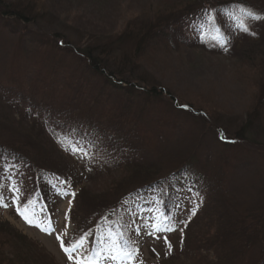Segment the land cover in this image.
Masks as SVG:
<instances>
[{
	"label": "rangeland",
	"instance_id": "1",
	"mask_svg": "<svg viewBox=\"0 0 264 264\" xmlns=\"http://www.w3.org/2000/svg\"><path fill=\"white\" fill-rule=\"evenodd\" d=\"M16 1L28 4L35 21L5 18L15 32L0 23V93L6 96L0 107L10 106L21 124L15 135L11 130L12 135L3 131L0 135L29 150L35 147L45 165L54 161L71 181L73 193L54 198L53 192L39 191L44 203L33 205L31 189L20 190L22 171L16 159L4 177L3 193L9 202L0 209V234L10 239L0 241V264H76V259H85L90 251L86 241L71 254L72 260L61 243L67 247L95 220L88 213L91 205L135 187L131 175L145 178L147 170L169 174L190 156L191 168L212 184L209 195L183 190L172 224L156 206L128 210L124 230L133 260L118 255L116 260L98 258V264H205L196 252L212 250L211 240L220 235L221 224L234 225L248 214L246 223L258 224L251 216L264 206L259 201L264 192V19L251 20L240 13L233 20L224 14L220 26L231 32L226 37L232 40L225 46L215 42V32L204 38L202 29L189 35L170 32L168 43L163 39L143 46L149 63L137 64L131 82L114 80L121 84L118 89L88 70L89 62L80 53L82 43L94 36L117 41L118 55L125 56L136 48L139 32L152 25L157 28L154 19L167 18L158 13L173 7L175 0ZM248 3L252 12L264 17V0ZM239 22H246L249 31L237 27ZM118 72L116 65L117 78ZM140 74L150 75L151 82L140 81ZM151 88L156 95L147 94ZM48 117L54 120L46 121ZM69 117H75L77 126L93 123L115 139L122 138L120 145L128 156L141 157L129 162L133 166L127 171L123 167L128 162L120 158L101 164L96 155L105 157V150L61 146V137L76 129ZM64 123L68 134L57 130ZM90 133L99 136L97 131ZM62 184L64 180L58 186ZM114 236L120 237L109 232L103 243L114 241ZM244 246L228 247L218 258L213 250L203 255H208L207 264H257V248ZM27 249L37 250L40 258H27Z\"/></svg>",
	"mask_w": 264,
	"mask_h": 264
},
{
	"label": "trees",
	"instance_id": "2",
	"mask_svg": "<svg viewBox=\"0 0 264 264\" xmlns=\"http://www.w3.org/2000/svg\"><path fill=\"white\" fill-rule=\"evenodd\" d=\"M27 5L20 4V2L16 0L12 4H9L7 0H0V23L4 27L9 26L15 32L14 29L16 27L7 23V17L12 16L27 23L34 22L35 19L32 16L33 10L29 9V6ZM238 5H243L246 10L248 7V11H251L249 9L248 0H175L173 7L158 13L161 17H167L165 20H153V23H159L157 28L152 25L150 28L147 27L148 29L137 34L139 38L136 43V48L133 47L131 53H126L125 56H120L118 55V51L121 50L119 49L117 41H109L107 38L101 40L96 38V36L91 37L88 41L84 40V43H82L84 46L83 52L80 50L76 51H80L83 59L88 60L89 67L87 66V68L93 75H100L106 86H114L119 89L121 88V84L113 83L114 80L122 82L120 79H123L126 82H131V77H133L134 73L133 69L137 64L149 63V58L143 53V50H145L143 46L147 47V45L152 43H161L163 39L165 40V38L172 37L169 35L170 32L189 35L190 33L194 34L196 31L202 29L204 31L203 38L205 36L208 37L215 32L216 36L215 34L213 36V38L216 39L215 42L220 46H225L226 42L230 44L232 40H229L228 36L226 37V34L231 32H228L223 26H220L219 20L223 23L224 14H240L241 12L237 8ZM209 14L215 17V19H211ZM217 29H219V33L216 31ZM165 41L167 43L169 42L167 40ZM204 41L206 42L207 40L204 39ZM236 42V39H234L232 44ZM191 43L199 44L200 41L193 40ZM123 45L125 44L123 43ZM67 51L70 52V49ZM124 52H127L126 49ZM124 54L125 53H123V55ZM245 62L249 63L248 60H245ZM116 65L118 66V73H121L118 74V78L116 74ZM127 74L130 75V78H124ZM119 75H122V78H120ZM139 80L145 83L151 82L150 75L148 74H140ZM142 88L145 89L144 87ZM142 91L143 90H140V92ZM143 92H145V90ZM129 93L132 94L133 92L129 91ZM165 93L166 92L162 93V95H165ZM147 94L156 95L157 92L155 89L151 88ZM4 97L6 96L3 93H0V99ZM13 104L17 106L15 103ZM6 108L10 110L7 111ZM11 110L12 108L6 106V104H4V106L1 105L0 107V131H3L6 135H12L9 130L12 131L13 135H15L14 131L17 132L20 130L21 124L16 122ZM181 110L185 111L184 109ZM39 113H41V111H38V114ZM75 117H69L68 120L76 129L75 131H72L70 135L61 137V146L72 145L73 147L82 148L86 152L88 149L98 150L99 148V150H105V157L99 156V154L96 155L100 163L101 161L104 163H112L116 161L117 158H120L121 161L124 160L128 162V166L123 167L126 170L133 166L129 164V162L134 163L138 160L136 156L139 154L135 153L130 157L127 154V148H125L126 150L122 148V145H120V142L124 141H121L122 138L115 139L107 134L108 132H106L104 128L95 127V124L93 123L89 126H77L79 123L72 119ZM45 119L49 122L54 120L52 117ZM65 125L66 123H64L63 126L59 125L57 129L58 132L68 134L64 129ZM96 131L99 133V136L97 133L89 134V132ZM22 134H25L24 131H22ZM16 141L18 140L13 138L4 139V137L0 135L1 210L3 207L5 208L9 202L7 195L3 193L6 182L4 178L5 173L12 167L13 162H16V159L20 160L19 164H17L22 171L20 175V190L26 193L28 188L31 189L29 193L31 196L34 195L33 205L42 201V195L39 196L38 194L39 191L40 194L45 193V195H49L53 192L54 198L57 196H63L66 193H73L71 181L65 179L63 171L57 167V164L54 161L49 160L50 163L45 165L43 163L44 159L37 157L35 154V147L30 146L31 150H29L27 146L17 143ZM221 143L227 145L225 141H221ZM139 156L141 157V155ZM142 157L145 156L142 154ZM190 158L193 162L194 157L190 156ZM191 160H186L182 166L173 170L169 174H165L159 170H147V176L145 178H134L133 175H131L132 177L129 178V181H132L135 187L129 186L126 188L127 191L124 194H114L113 198L109 200L103 199L99 205H91L88 213H91V218L96 221L88 222L85 226L86 230L81 229L79 235H76L73 238V242L68 246L74 245L77 241H80L83 238L84 241L87 242V249H90L85 256L86 259H91L97 252L100 253L98 257H109L114 251H119L123 254L124 252H130L133 257L134 252L126 239L127 229L124 230V228L127 227L125 217L129 214L127 213L128 210H130L131 213L136 210H148L152 206H156L157 209L164 214L165 219L169 220L170 224H172L175 220L174 211L182 204V197L184 196L181 192L183 190L196 192L202 197L204 191H206V195H209L210 190H212L210 186L212 184L206 180L204 176H201L199 171L191 168ZM246 166H249V164ZM83 176L84 175H82V177ZM63 180L64 184L58 186ZM259 201L264 202V192ZM42 203L44 202L42 201ZM251 219H256V223L258 224L250 225L246 223V221L249 220V214L245 220L237 219L234 225H228L226 223L221 224V230L219 229L220 235L216 236V240H211V248L213 252L217 254V258L218 254L221 251L226 250L228 247L233 248L235 245H245L244 248H247L253 246L257 248L258 256H260L257 264H264V206L255 213L254 217L251 216ZM224 225L226 226V229L222 230ZM109 232L114 235L116 233V235L120 237L114 236V241L109 238V240L102 243ZM0 233L3 232L0 230ZM225 233H227V235ZM222 234L226 236H222ZM227 236L231 237V241ZM4 239L9 240L10 236H1L0 234V241L3 242ZM114 246H116L117 250L114 249ZM214 247L215 249H213ZM2 249V246H0V251H2ZM212 250H199V252H196L197 255L195 256L199 261L207 264L209 263L207 257L212 253L210 252ZM24 251L26 252L27 258L32 261L35 256H39L38 258L41 256V254L36 253L37 250H35L34 253L29 249ZM228 256L229 252H225L224 257H226L227 260ZM98 257H96V261Z\"/></svg>",
	"mask_w": 264,
	"mask_h": 264
},
{
	"label": "snow or ice",
	"instance_id": "3",
	"mask_svg": "<svg viewBox=\"0 0 264 264\" xmlns=\"http://www.w3.org/2000/svg\"><path fill=\"white\" fill-rule=\"evenodd\" d=\"M237 8H238V10L244 16L248 17L251 20L264 19V17H262V16H260V15H258L256 13H254L252 11L246 10L243 7V5H238ZM228 15L233 20H238V17H236L234 15V13H228ZM209 16H210L211 19H213V20L215 19V17L211 16V14H209ZM237 27H239L242 31H245V32H248L249 31V27H248V25H247L246 22H239V23H237ZM216 31H217V33H219V29H217ZM76 150H78V149H73V151H76ZM155 230L156 231H160L161 230L160 226H156L155 227ZM163 230L164 231H172L173 229H171V228H164ZM150 234H152V233H150ZM102 243H103V241H102ZM61 247L64 249V251L66 253L69 254L68 258L70 260H72L73 259V256L71 255V253H74V252L77 251V249H80V248H83L84 247V239L82 238L80 241H77L74 245H71V246H68V247H65L64 244H63V242H62L61 243ZM169 247H170V245H169ZM99 255H100V253L97 252L95 254V256H93L91 259H86V258L85 259H76V264H97L96 257H98ZM124 256L127 257L129 260L132 259V255H131L130 252H124ZM109 258L112 259V260H116L117 259V255L113 254Z\"/></svg>",
	"mask_w": 264,
	"mask_h": 264
}]
</instances>
